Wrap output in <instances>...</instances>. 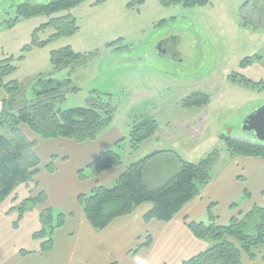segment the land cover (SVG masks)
<instances>
[{"label":"rangeland","instance_id":"obj_1","mask_svg":"<svg viewBox=\"0 0 264 264\" xmlns=\"http://www.w3.org/2000/svg\"><path fill=\"white\" fill-rule=\"evenodd\" d=\"M58 1L0 0V22L15 18L21 4ZM259 1L264 7V0ZM249 2L213 0L187 8L159 0H86L70 12L79 31L43 47L24 50L33 40L43 42L55 33L49 26L34 36L51 18L22 20L11 29L2 26L0 61L14 57L17 70L6 81L17 80L26 101L33 99L40 78L61 83L64 99L58 107L63 110L111 101L116 112L109 127L126 138L120 147L123 159L138 162L154 152L151 145L190 163L220 150L222 156L211 171L214 178L235 158L221 137L251 141L254 132L244 131L243 124L264 106V18L253 14L254 2ZM165 40L178 41V58L161 55L159 46ZM68 47L81 58L54 68L51 53ZM247 59L253 64L243 66ZM196 93L208 94L210 104L184 108L183 101ZM152 120L158 122L160 138L129 154L131 131ZM1 134L9 136L10 131L3 128Z\"/></svg>","mask_w":264,"mask_h":264},{"label":"trees","instance_id":"obj_2","mask_svg":"<svg viewBox=\"0 0 264 264\" xmlns=\"http://www.w3.org/2000/svg\"><path fill=\"white\" fill-rule=\"evenodd\" d=\"M86 0H61L45 5L21 4L16 10V17L0 22L6 28H14L20 21L37 16H47L50 22L41 26L37 32L46 27L55 28V33L46 41L33 40L31 45L24 48L28 51L34 47H43L53 39L61 36L73 35L79 31L77 19L70 13L78 4ZM165 6L183 4L187 8L202 7L213 0H159ZM254 2V13L259 19L264 18V7L259 0ZM67 13L61 17H54ZM53 17V18H52ZM162 24V23H161ZM121 41V39L119 40ZM117 41V42H119ZM117 42L110 44L115 45ZM24 54L18 57L22 60ZM81 58L80 53L71 47L51 53V64L54 68L68 66ZM260 59V58H259ZM258 59V60H259ZM247 59L243 66L253 64ZM14 57L0 61V90H4L8 98L3 103L0 112V127L8 128L9 136L0 135V205L20 185L33 181L40 170V160L34 152L36 141H29L21 130L26 126L41 140L69 139L82 144L94 141L106 130L114 119L116 107L111 101H97L88 108L63 110L58 103L64 99L61 83L53 79L38 80L32 100L22 99L17 80L6 81L15 73ZM242 81L249 82L246 78ZM211 98L206 93H196L183 101L184 108H202L210 104ZM159 132L157 121H148L135 127L131 132V150L139 147L153 138ZM247 132V131H246ZM226 150L236 158L264 159V143L257 140L253 134L251 141H239L233 137H224ZM162 154H170L178 165L177 173L163 186L151 189L146 182L149 164ZM220 150L213 151L199 163L181 160L173 152L157 151L144 159L132 163L119 177L113 187L97 186L89 195H81L78 201L90 225L97 231L104 230L120 217L132 214L142 204H152V209L145 215L144 220H157L170 223L183 208L201 195L202 188L213 180L211 173L214 165L221 158ZM54 160V159H53ZM123 164V156L118 150H107L85 170L79 172L81 180L98 178L102 173ZM49 173H55L54 163L47 168ZM246 193L244 199L233 205L234 208L249 198ZM47 196L40 193L37 197H30L18 207L20 218L31 208L45 203ZM210 222H195L188 224L192 234L199 240L210 243L209 248L182 264H244L242 257L246 255L254 261L258 258V251L264 247V207L255 206L248 214L234 217L225 225H218L213 214H209ZM65 221L63 214L53 209H46L40 214L41 230L34 238L43 240L42 250L49 251L53 247V233ZM151 238L139 248H147Z\"/></svg>","mask_w":264,"mask_h":264},{"label":"crops","instance_id":"obj_3","mask_svg":"<svg viewBox=\"0 0 264 264\" xmlns=\"http://www.w3.org/2000/svg\"><path fill=\"white\" fill-rule=\"evenodd\" d=\"M7 98L0 90V112ZM21 130L29 141L37 142L34 152L40 160V170L32 182L17 187L0 205V264H182L210 246L197 239L188 224L208 223L211 213L218 225L225 226L255 206L264 207V160L235 157L220 175L202 188L200 197L187 204L170 223L146 222L145 215L153 207L146 203L97 231L88 222L78 197L91 194L97 186L113 187L127 167L137 161L123 159L121 166L84 181L79 178V172L107 150L120 152L126 139L123 132L108 127L96 140L79 144L69 139L41 140L26 126H21ZM159 138L157 133L137 151H132L130 146L128 152H140L146 144ZM151 146L154 148L151 154L172 152ZM172 160L174 157L170 154H162L149 164L146 182L151 189L160 188L177 173L178 165ZM51 163L55 173L47 170ZM40 193L47 196L46 202L31 206L20 218L18 207ZM246 193L250 197L234 208ZM48 208L63 214L65 221L53 233L52 249L44 252V241L35 239L34 235L41 230V212ZM148 237L152 240L150 246L139 248ZM242 260L244 264H264V247L258 251L256 260L246 255Z\"/></svg>","mask_w":264,"mask_h":264},{"label":"water","instance_id":"obj_4","mask_svg":"<svg viewBox=\"0 0 264 264\" xmlns=\"http://www.w3.org/2000/svg\"><path fill=\"white\" fill-rule=\"evenodd\" d=\"M243 130L254 132L257 140L264 143V106L260 107L245 120Z\"/></svg>","mask_w":264,"mask_h":264},{"label":"flooded vegetation","instance_id":"obj_5","mask_svg":"<svg viewBox=\"0 0 264 264\" xmlns=\"http://www.w3.org/2000/svg\"><path fill=\"white\" fill-rule=\"evenodd\" d=\"M160 53L162 54H171L173 57L178 58L180 56V53L178 51V41L176 40H165L161 43L159 46ZM158 48V49H159Z\"/></svg>","mask_w":264,"mask_h":264}]
</instances>
